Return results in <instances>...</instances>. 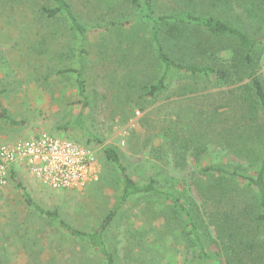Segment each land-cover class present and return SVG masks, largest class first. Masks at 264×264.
Here are the masks:
<instances>
[{"label": "rangeland", "instance_id": "1", "mask_svg": "<svg viewBox=\"0 0 264 264\" xmlns=\"http://www.w3.org/2000/svg\"><path fill=\"white\" fill-rule=\"evenodd\" d=\"M156 1L164 6L169 0ZM42 3L0 0V102L20 122L9 125L0 117V143L45 131L95 148L100 172L82 192L36 187L22 175L12 178L0 191V258L4 264H104L57 222L29 206L15 179L40 207L57 209L73 227L91 231L115 208L122 191L119 169L103 153V147L111 146L138 183L153 177L160 189L174 191L185 204H199L198 168L191 163L175 165L165 130L177 121L178 134L183 136L190 117L197 120L201 109L213 108L210 101L227 104L218 109L223 122L218 129L233 120L241 124L237 107H231L239 102L232 100L229 90L249 79L221 86L214 80H192L174 72L164 90L146 96L140 84L155 83L162 67L154 57L147 29L127 24L117 31L89 35L83 54L87 100L83 107L73 70L78 67V38L65 19L46 20L38 12ZM72 3L84 22L92 23L96 10L98 16L108 18L105 10ZM256 73L264 84V50ZM188 83L196 91L183 94L182 86ZM79 114L82 127L74 123ZM200 133L209 141L205 164L254 174L258 161L241 159L214 143V137H220L216 132L198 129L196 134ZM229 137L233 141L235 135ZM105 240L120 264H186L193 253L182 214L155 196L128 199L107 228Z\"/></svg>", "mask_w": 264, "mask_h": 264}, {"label": "trees", "instance_id": "2", "mask_svg": "<svg viewBox=\"0 0 264 264\" xmlns=\"http://www.w3.org/2000/svg\"><path fill=\"white\" fill-rule=\"evenodd\" d=\"M42 1L38 12L46 20L65 19L78 38V67L73 70L83 107L87 104L83 54L89 35L117 31L127 24L147 29L154 57L162 67L155 83L140 84L139 90L146 96L164 90L174 72L184 73L192 80H214L221 86L234 85L245 78L249 82L229 90L232 100L239 102L231 107H237L235 114H239L241 124L233 120L230 126L218 129L223 124L218 109L227 104L210 101L213 108L201 109L197 120L190 117L183 136L178 134L177 121L165 130L175 165L191 163L198 168L200 182L195 187L199 204H185L174 191L160 189L153 177L138 183L111 146L103 147V153L119 169L122 191L115 208L104 215L96 228L86 231L73 227L60 218L57 209L40 207L15 179L26 203L39 215L57 222L104 264H120L105 240V232L125 202L139 195L158 197L182 214L193 252L186 264H264V84L256 73L264 50V0H169L164 6L156 0H75L85 8L106 11L108 18L98 16L96 10L92 23L81 20L73 0ZM193 85H183L182 93H194ZM80 116L74 123L82 127ZM0 117L9 125L20 123L7 114L1 102ZM198 129L218 133L220 137H214V143L229 148L235 156L258 161L254 174L205 164L209 141L202 133L196 134ZM231 134L235 135L233 141H229ZM0 264H4L1 258Z\"/></svg>", "mask_w": 264, "mask_h": 264}, {"label": "built area", "instance_id": "3", "mask_svg": "<svg viewBox=\"0 0 264 264\" xmlns=\"http://www.w3.org/2000/svg\"><path fill=\"white\" fill-rule=\"evenodd\" d=\"M99 172L95 148L45 131L0 143V191L25 175L54 191L82 192Z\"/></svg>", "mask_w": 264, "mask_h": 264}, {"label": "crops", "instance_id": "4", "mask_svg": "<svg viewBox=\"0 0 264 264\" xmlns=\"http://www.w3.org/2000/svg\"><path fill=\"white\" fill-rule=\"evenodd\" d=\"M1 119V118H0ZM3 121V120H2ZM4 122V121H3ZM8 138V137H7ZM7 141H13V140H3V142H7ZM2 142V143H3ZM22 177H25L26 179H28V181L30 182V183H32L33 184V186H36V187H38V186H40V184L37 182V181H34V180H32V179H29L28 177H26L25 175H22ZM40 188V187H39Z\"/></svg>", "mask_w": 264, "mask_h": 264}]
</instances>
